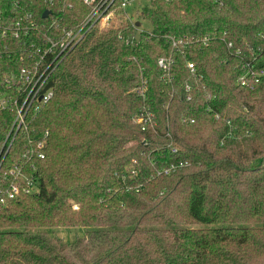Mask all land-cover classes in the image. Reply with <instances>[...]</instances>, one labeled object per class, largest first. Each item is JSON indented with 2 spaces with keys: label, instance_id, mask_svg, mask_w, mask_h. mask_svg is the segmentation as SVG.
I'll return each mask as SVG.
<instances>
[{
  "label": "trees",
  "instance_id": "1",
  "mask_svg": "<svg viewBox=\"0 0 264 264\" xmlns=\"http://www.w3.org/2000/svg\"><path fill=\"white\" fill-rule=\"evenodd\" d=\"M88 13L0 0V96L41 57L51 92L25 129L0 109V264H264V0H150L149 30L44 54ZM55 228L84 234L31 233Z\"/></svg>",
  "mask_w": 264,
  "mask_h": 264
},
{
  "label": "built area",
  "instance_id": "2",
  "mask_svg": "<svg viewBox=\"0 0 264 264\" xmlns=\"http://www.w3.org/2000/svg\"><path fill=\"white\" fill-rule=\"evenodd\" d=\"M82 1L86 6L89 7V13L86 15L83 22L76 30L64 31L63 35L57 42L48 39L50 46L47 48V51L44 52V54L55 56L56 54H62L63 52L70 51L78 43V41L82 39L85 32L89 28L95 25H97L98 29L100 30L109 27L112 24L113 16H115L116 11H125L126 9L135 5H139V7L142 8L144 5L150 2V0H118L117 4V0ZM131 24H133L136 29H139L140 27L139 22L133 21ZM181 43L183 42L180 40H173L172 46L173 48H177V46L181 45ZM158 65L162 66L164 70H166L168 67V65L164 66L162 60L158 61ZM187 67L191 73L194 72L193 64L188 63ZM49 68L50 65H44L43 57H41L33 69L22 72L21 80L18 85L19 100H11L7 96H0V109L9 107L11 103L16 109V117L13 125V129H16V131L25 129V118L31 110L34 112L38 111L40 106L50 99V90L44 89L48 78L47 73ZM185 90L187 91L188 87H186ZM186 99L190 100V97H187ZM141 121L142 119L139 122ZM144 121L150 122V116L148 114L146 115V119ZM36 156L39 159H44L43 143L38 144L36 148ZM10 173L15 177V179L24 181L23 175L19 173V170L16 168L11 170ZM34 191H36V188L28 183L26 193H33ZM18 193V185H11L10 198H14L16 195H18ZM0 205L4 206L5 201L0 200Z\"/></svg>",
  "mask_w": 264,
  "mask_h": 264
},
{
  "label": "rangeland",
  "instance_id": "3",
  "mask_svg": "<svg viewBox=\"0 0 264 264\" xmlns=\"http://www.w3.org/2000/svg\"><path fill=\"white\" fill-rule=\"evenodd\" d=\"M141 7L139 5H135L133 7H130L126 9L125 11H116L115 16H113L112 24L107 27L106 29L110 28H116L121 26L124 23L129 22H139L141 21L139 29L142 30H149L151 27L148 23H145V21L140 20V10ZM138 32V31H136ZM31 233H45L48 238L50 239H57L60 240L62 243L70 244L75 238L80 237L84 234L83 229H46V230H32Z\"/></svg>",
  "mask_w": 264,
  "mask_h": 264
},
{
  "label": "water",
  "instance_id": "4",
  "mask_svg": "<svg viewBox=\"0 0 264 264\" xmlns=\"http://www.w3.org/2000/svg\"><path fill=\"white\" fill-rule=\"evenodd\" d=\"M48 14H49V12H48V11H45V12L43 13L42 17H43V18H46ZM137 26H138V24H137Z\"/></svg>",
  "mask_w": 264,
  "mask_h": 264
}]
</instances>
